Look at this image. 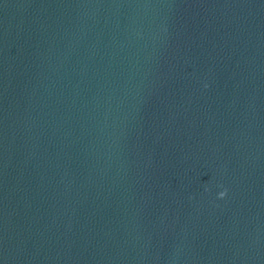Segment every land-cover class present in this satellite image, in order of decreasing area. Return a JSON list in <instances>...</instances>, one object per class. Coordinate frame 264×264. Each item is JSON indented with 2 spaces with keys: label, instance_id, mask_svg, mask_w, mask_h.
I'll return each instance as SVG.
<instances>
[{
  "label": "water",
  "instance_id": "1",
  "mask_svg": "<svg viewBox=\"0 0 264 264\" xmlns=\"http://www.w3.org/2000/svg\"><path fill=\"white\" fill-rule=\"evenodd\" d=\"M0 264H264V0H0Z\"/></svg>",
  "mask_w": 264,
  "mask_h": 264
},
{
  "label": "clouds",
  "instance_id": "2",
  "mask_svg": "<svg viewBox=\"0 0 264 264\" xmlns=\"http://www.w3.org/2000/svg\"><path fill=\"white\" fill-rule=\"evenodd\" d=\"M224 195H225V192H220V193H219V197H221V198H222Z\"/></svg>",
  "mask_w": 264,
  "mask_h": 264
}]
</instances>
